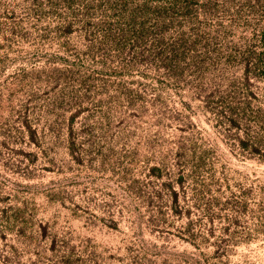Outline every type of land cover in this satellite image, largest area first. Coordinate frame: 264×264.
<instances>
[{
  "label": "rangeland",
  "instance_id": "obj_1",
  "mask_svg": "<svg viewBox=\"0 0 264 264\" xmlns=\"http://www.w3.org/2000/svg\"><path fill=\"white\" fill-rule=\"evenodd\" d=\"M0 264H264V0H0Z\"/></svg>",
  "mask_w": 264,
  "mask_h": 264
},
{
  "label": "trees",
  "instance_id": "obj_2",
  "mask_svg": "<svg viewBox=\"0 0 264 264\" xmlns=\"http://www.w3.org/2000/svg\"><path fill=\"white\" fill-rule=\"evenodd\" d=\"M243 145L245 146V145H246V143H245V142H243Z\"/></svg>",
  "mask_w": 264,
  "mask_h": 264
}]
</instances>
